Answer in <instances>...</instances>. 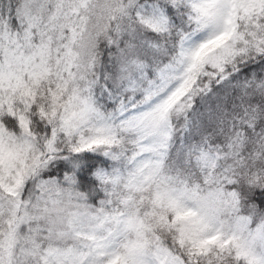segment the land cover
I'll use <instances>...</instances> for the list:
<instances>
[{"label":"snow or ice","instance_id":"snow-or-ice-1","mask_svg":"<svg viewBox=\"0 0 264 264\" xmlns=\"http://www.w3.org/2000/svg\"><path fill=\"white\" fill-rule=\"evenodd\" d=\"M0 264H264V0H0Z\"/></svg>","mask_w":264,"mask_h":264}]
</instances>
